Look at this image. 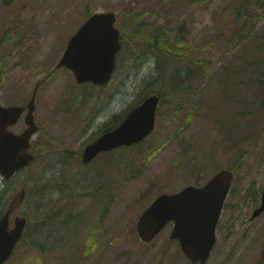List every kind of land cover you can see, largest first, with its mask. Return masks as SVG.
<instances>
[{"label":"rangeland","instance_id":"374dc122","mask_svg":"<svg viewBox=\"0 0 264 264\" xmlns=\"http://www.w3.org/2000/svg\"><path fill=\"white\" fill-rule=\"evenodd\" d=\"M242 2L0 0V103L25 104L39 85L34 160L7 181L0 175V208L24 188L13 214L28 221L5 264H193L170 239L172 223L142 243L136 221L158 194L201 185L219 168L233 169L234 177L205 264H263L264 212L251 214L264 187V65L250 64L257 70L250 77L244 58L264 61V52L254 54L257 43L264 50V6L251 1L237 12L247 6ZM93 11H113L122 35L112 78L102 86L80 85L56 67L68 38ZM134 12L150 31L162 29L171 43H181L165 64L145 38L131 36L126 14ZM194 44L190 67L183 48ZM241 65L240 75L222 78L221 93L217 82L203 88L214 73ZM150 91L160 97L150 135L83 163L85 145ZM11 128H24L23 115ZM29 236L41 248L29 250Z\"/></svg>","mask_w":264,"mask_h":264},{"label":"water","instance_id":"95a60500","mask_svg":"<svg viewBox=\"0 0 264 264\" xmlns=\"http://www.w3.org/2000/svg\"><path fill=\"white\" fill-rule=\"evenodd\" d=\"M115 19L111 11L92 13L68 40L57 67L70 69L79 83H106L120 48ZM34 95L26 104V127L20 133H14L8 127L17 122L25 107L0 105V174L6 179L28 165L34 157L29 152L30 138L37 129L33 115ZM157 103L156 94L147 96L115 128L102 133L84 148L83 162L100 151L130 145L145 138L154 127ZM231 178L230 170L221 169L200 187L187 185L174 193L159 194L137 219L138 237L143 242H150L167 222L173 221L170 238L178 240L181 251L191 262L204 264L216 240L215 229ZM263 209L264 189L260 205L252 216ZM9 212L6 211L0 219V264L10 255L25 224L23 217H15L14 227L7 230Z\"/></svg>","mask_w":264,"mask_h":264},{"label":"trees","instance_id":"16d2710c","mask_svg":"<svg viewBox=\"0 0 264 264\" xmlns=\"http://www.w3.org/2000/svg\"><path fill=\"white\" fill-rule=\"evenodd\" d=\"M251 1H252V3H254L255 5H258V6L263 2V0H261L260 2H255L254 0H243L242 3L247 4V6H245L244 8L236 7L235 8L236 11L239 12L241 10H248L249 9L248 8V4H250ZM126 18H127L128 22L130 24V34H131V36L133 38L137 39V40H139L140 38H145L148 41V45H150L152 48L155 49V51H156L155 53H156V56H157V60H158V62L160 64L161 63L162 64L163 63L165 64L167 61H169V59L172 57V55H174L176 53V49L177 48H181V43L179 41H176L174 43H171L169 41L167 35L165 34V32L162 29L150 31L148 29V27H146L147 25L139 19V14L137 12L129 13L128 15L126 14ZM237 31L239 32L238 29H237ZM121 38H122V35H121ZM241 38L242 37H240V34H235V39L237 41H239ZM247 46L248 45H245L244 48H246ZM200 49H201V46H200ZM183 51L186 54L185 57L190 60V67L193 66L194 60H192L189 57V54L191 52H193V51H198L197 44H194L191 49L183 48ZM260 52L263 53L264 50H261L260 44L257 43L255 45V48H254V54H258ZM244 59H246V60H244L245 68L247 67V71L246 72L248 73V75L250 77L251 76H254V74L257 72V70L251 72L252 71V67H251L250 64L259 65L260 63H263V65H264V61L263 60H260L258 58H254L253 60H251V58L247 56ZM257 61H261V62L258 63ZM242 68H243V65H241L240 68H237L238 71H235V68L228 67L226 71L223 70V72H220V73H218L216 75L214 73V75L210 78V80L206 84L203 85V88L205 90H208V86H211L214 82H217L221 86V87L218 88L219 91H220V89H222L223 88V85H224V79H222V78L223 77H226V78L232 79L234 77V75H236V74H239L240 75L241 72H244L243 71L244 68L243 69ZM259 72H260V74L261 73L263 74L264 73V67L263 68L261 67L259 69ZM183 88L185 90V89H187V86H184ZM232 91H234V90H232ZM151 92H156V91H150L149 93H151ZM164 92L165 93H168V92L171 93L170 90H168V91L166 90ZM185 92L188 94V92L186 90H185ZM205 92H203V94ZM161 93H163V92H161ZM220 93H221V91H220ZM188 96H190V95L188 94ZM197 99H198V101L195 102L194 105H196L200 101V96H198ZM177 105L180 106L181 105V102H180V104H177ZM195 110H196V107H195V109H192V110L189 109V113L194 112ZM107 129H109V128H107ZM30 236H29V239H28L29 241H30V238H31ZM34 246L35 247H38V245H34Z\"/></svg>","mask_w":264,"mask_h":264},{"label":"flooded vegetation","instance_id":"af4514ba","mask_svg":"<svg viewBox=\"0 0 264 264\" xmlns=\"http://www.w3.org/2000/svg\"><path fill=\"white\" fill-rule=\"evenodd\" d=\"M12 207H13V206H12ZM12 207H11V208H12ZM15 208H16V207H14V208L11 210V215H10V218H9V225H8V228H9V229L13 226L12 218L15 216V215H13V212H14ZM0 210H1V209H0ZM17 245H18V242L16 243L14 249H16ZM14 251H15V250H14Z\"/></svg>","mask_w":264,"mask_h":264}]
</instances>
